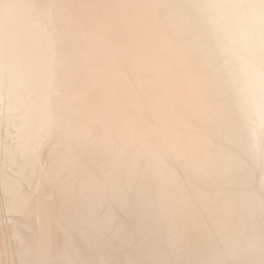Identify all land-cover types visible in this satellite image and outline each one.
I'll return each mask as SVG.
<instances>
[{
    "label": "bare ground",
    "instance_id": "1",
    "mask_svg": "<svg viewBox=\"0 0 264 264\" xmlns=\"http://www.w3.org/2000/svg\"><path fill=\"white\" fill-rule=\"evenodd\" d=\"M0 264H264V0H0Z\"/></svg>",
    "mask_w": 264,
    "mask_h": 264
},
{
    "label": "rangeland",
    "instance_id": "2",
    "mask_svg": "<svg viewBox=\"0 0 264 264\" xmlns=\"http://www.w3.org/2000/svg\"><path fill=\"white\" fill-rule=\"evenodd\" d=\"M48 149H50V150L52 151V149L50 148V146H49V147H47V151H48ZM50 150H49V151H50ZM45 166H46V165H45Z\"/></svg>",
    "mask_w": 264,
    "mask_h": 264
}]
</instances>
